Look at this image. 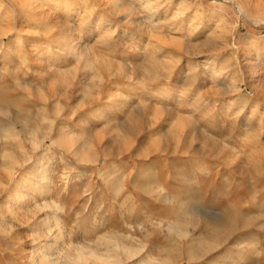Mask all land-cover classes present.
I'll return each instance as SVG.
<instances>
[{"label":"rangeland","instance_id":"1","mask_svg":"<svg viewBox=\"0 0 264 264\" xmlns=\"http://www.w3.org/2000/svg\"><path fill=\"white\" fill-rule=\"evenodd\" d=\"M66 1L0 0V264H264V0Z\"/></svg>","mask_w":264,"mask_h":264},{"label":"bare ground","instance_id":"2","mask_svg":"<svg viewBox=\"0 0 264 264\" xmlns=\"http://www.w3.org/2000/svg\"><path fill=\"white\" fill-rule=\"evenodd\" d=\"M67 1L66 0H64V2H62V3H58L55 7H54V11L55 12H58V13H60V14H66V13H68V12H70V11H72L73 10V6H74V4L72 3V1H69V4H67L66 3ZM28 3V2H27ZM36 5V4H35ZM69 48V47H68ZM39 50V49H38ZM73 50V49H72ZM41 54V53H40ZM37 56H39V55H37ZM256 57H258V55H256ZM259 58V57H258ZM41 170H40V165L39 166H36L35 167V169H34V173H33V177L35 178V179H38V181H39V184L41 185V182H43L42 181V179L41 178H43L42 176H43V171L42 172H40ZM47 175V174H46ZM38 183V182H37ZM38 184V185H39ZM36 186V185H35ZM39 187V186H38ZM39 190V189H38ZM21 195H19V197H20ZM17 197V196H16ZM23 198H25V197H22V200H23ZM19 199H21V198H19ZM19 199H17V200H19ZM17 200H15V201H17ZM21 200V201H22ZM24 201V200H23ZM18 202V201H17ZM25 202V201H24ZM14 204V203H13ZM15 204H16V202H15ZM239 222V220H237V218H233V220H232V222L231 223H238ZM240 223V222H239ZM235 225V224H234ZM174 230V229H173ZM213 234V233H212ZM213 236V235H212ZM217 237V240L218 239H220L219 238V236L217 235L216 236ZM52 244H54V243H52ZM51 244V245H52ZM50 247V246H49ZM54 247V246H53ZM52 248V246L50 247V249ZM50 249H48V250H50ZM51 251V250H50ZM209 252H211V248H210V245H205V246H201L200 248H196V249H190L189 250V253H188V256L190 257V258H192V257H194V256H203V255H205V254H209ZM44 256H45V254H44ZM236 256H240V254H238V255H236ZM42 257V256H41ZM225 257V256H224ZM219 255H217V256H212V259H213V261L214 262H217L219 259ZM220 258H221V255H220ZM222 258H223V256H222ZM218 259V260H217ZM240 259V258H239ZM46 260V259H45ZM222 260V259H221ZM226 260H227V258H226ZM231 260V259H230ZM47 262V261H46Z\"/></svg>","mask_w":264,"mask_h":264}]
</instances>
